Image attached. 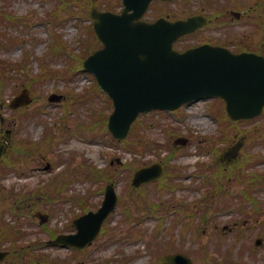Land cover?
I'll list each match as a JSON object with an SVG mask.
<instances>
[{
	"label": "rangeland",
	"instance_id": "374dc122",
	"mask_svg": "<svg viewBox=\"0 0 264 264\" xmlns=\"http://www.w3.org/2000/svg\"><path fill=\"white\" fill-rule=\"evenodd\" d=\"M63 1L10 0L4 3L0 0V6L8 7V11L14 12L17 17H28L27 21L18 25L0 22L1 32L23 40L17 45L1 48L0 58L14 63H20L25 58L31 69L22 80H15L6 87L3 98L7 106L22 91L20 85L23 82L29 84L26 86L32 88L31 94L35 101L27 108L28 112L37 110L42 105L47 106L46 111L50 114L43 115L44 119L53 124L62 114H67L71 120L65 130H76L75 120L80 118L84 123L90 122L92 109L96 108L105 115L108 107L107 97L100 92L93 103H77L69 98L61 106L50 105L47 99L51 93L67 92V96H71V93L82 94L87 87L94 86L95 81L91 75L79 71L75 72L72 78L65 79L60 76L50 80L43 79L42 82L34 81L41 70V63L45 62L56 69L65 67L66 59L57 60L61 58L59 56H62V53L68 56L70 51L82 53L80 39H84L82 44H86V41L93 37L89 30L91 21L81 15L80 18L76 17L78 22L63 20L64 23L57 29L56 35L65 41L66 46L62 52L56 51L55 35L52 36L51 25L47 20H50L49 15L54 7ZM89 1L78 0L75 4L76 11L86 7ZM169 9L171 8L165 6L164 12ZM5 15L8 16L9 13L6 12ZM237 36L248 39L251 35L248 30H243L239 31ZM50 54H54V60L53 57H48ZM71 59L79 64L78 56L72 55ZM69 67L72 68L71 62ZM208 104V108L200 105L186 110L185 116L155 113L143 117L142 121L149 127L141 129L140 135L147 148L146 151L141 149V154L130 166L136 168L144 161L150 164L161 162L162 159L166 163L167 158L173 155L171 161L166 164L167 173L161 181L135 190L130 186L134 171L116 168H109L110 172L103 170L105 179L115 180L122 203L105 223L109 231L100 235L85 251L52 248L42 243L49 240V229L63 230L62 227L82 213L79 207L74 206L77 196L82 206L94 208L101 205L104 193L100 194V189L102 186L105 189L108 182L95 184L85 182L82 178L73 182L76 179V171H81L88 165L101 169L111 167L109 163L114 161L113 158L130 162V158L135 156L125 152L121 145L107 147L114 143L100 126L96 129L102 136L93 137L89 141L91 145L81 139L82 135L77 137L71 134L68 137L66 134H60L55 139L58 143L52 144L48 156L49 162L56 165L51 175L41 172L33 176L31 170L35 163H31L32 159L29 162V151L23 155L20 162L16 160V152L11 151L6 163H18L19 172L14 167H3L5 173L0 175V186L6 189L5 192L14 194L4 196V201L0 202L1 213L4 212V218L10 222L13 215L24 219L22 226L27 238L22 241L23 245H32L35 255H44L50 262L55 261L58 264H159L164 254L178 251L192 256L195 264H222V261L226 264H264V116L253 122H242L227 128L214 105ZM0 114L5 118V128H11L14 132L21 129V135L27 134L33 141L42 139L44 127L38 124V120L26 119L25 112H12L5 108L2 111L0 109ZM200 119L203 122H199ZM142 125V122L138 124L137 131ZM88 132L91 135L93 133ZM15 136L12 137L13 149L16 147ZM186 137L189 139L187 146L175 145L176 139ZM241 137L246 141L242 162L236 167L224 170L217 163L219 150ZM151 139L157 141L161 147H150ZM194 151L198 152V157L192 156ZM70 160L74 168L73 171H68L72 174L61 177L60 174L70 168ZM55 176H60L70 184L65 191L54 189L52 197L49 195L48 186L42 187L43 184L40 183L42 178L50 179ZM73 178L75 179L72 180ZM22 188L26 190L23 191ZM35 189H39L38 192L29 193ZM246 190L253 192L255 202L250 205L256 204L249 206L250 215L245 218L239 211L243 212V207L249 205L252 199L247 194L244 195ZM31 197L33 201L43 200L42 205L34 210L35 213L43 210L50 215L46 226L41 225L40 221L32 216L35 213L31 215L34 210L31 211L26 205L27 199ZM17 209L19 211L16 212ZM226 226L236 228L225 231ZM257 239H262L261 246L256 245ZM21 255L22 253H19L16 258ZM24 259L29 262L30 257L27 255ZM2 264H13V257L11 261Z\"/></svg>",
	"mask_w": 264,
	"mask_h": 264
},
{
	"label": "water",
	"instance_id": "95a60500",
	"mask_svg": "<svg viewBox=\"0 0 264 264\" xmlns=\"http://www.w3.org/2000/svg\"><path fill=\"white\" fill-rule=\"evenodd\" d=\"M92 15L99 20L96 27L107 47L91 56L86 65L97 73L102 85L115 99L117 110L111 126L117 132L125 128L120 136L127 134L130 123L140 111L155 107L174 109L209 96L224 97L235 119L261 113L264 106L263 58L234 56L210 46L176 52L173 43L195 28L191 20L184 23L160 20L154 25L125 27L118 24V18L112 14L94 10ZM113 22L114 27H103L104 23ZM18 103L17 100L14 106ZM238 149L239 146L233 147L227 156L234 158ZM7 150L5 142L0 144V160ZM114 204L101 215L83 218L80 223L85 227H81L77 235L60 236L54 244L83 247L96 237L101 222ZM5 255L0 253V260ZM181 258L186 259L182 255H170L162 262L175 264Z\"/></svg>",
	"mask_w": 264,
	"mask_h": 264
},
{
	"label": "flooded vegetation",
	"instance_id": "af4514ba",
	"mask_svg": "<svg viewBox=\"0 0 264 264\" xmlns=\"http://www.w3.org/2000/svg\"><path fill=\"white\" fill-rule=\"evenodd\" d=\"M244 4H249L252 0H242ZM260 9V4H254ZM200 8L207 13V16L211 19V25L200 32V39H206L211 41H217L219 43L229 42L232 44L238 43L242 47L251 48V45H255L254 51L260 49V35L259 31L255 33V29L250 21L244 19L245 14L238 11L237 17L229 15L232 11L227 6L222 4H213L211 0H205L200 3ZM250 8H253L252 6ZM214 12L217 13L215 16ZM247 13V11H245ZM222 16V17H221ZM243 30H248L250 37L238 38L237 33ZM247 48H241L240 50H252ZM258 52V51H257Z\"/></svg>",
	"mask_w": 264,
	"mask_h": 264
}]
</instances>
